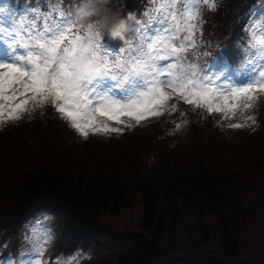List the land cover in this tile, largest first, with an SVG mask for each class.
Masks as SVG:
<instances>
[{
	"label": "trees",
	"instance_id": "obj_1",
	"mask_svg": "<svg viewBox=\"0 0 264 264\" xmlns=\"http://www.w3.org/2000/svg\"><path fill=\"white\" fill-rule=\"evenodd\" d=\"M16 1L17 9L25 5L44 13L59 7L55 0ZM256 1L215 0L214 9L199 6L198 36L205 45L199 51L208 54L199 57L202 63L210 64L226 50L229 64H239L243 15ZM79 2L63 0L64 11L75 14ZM149 7V0H122L115 7L122 16L133 13L134 20L124 41L102 34L108 59L119 55L121 61V50L135 48L138 35L132 25ZM28 109L19 119L0 121V245H5L0 247L1 258L20 252L22 227L30 212L53 206L61 212L56 253H72L109 229L115 232L117 246L86 264H148L158 258H169L173 264L171 258L181 257L191 264L264 263L238 256L243 244H264V215L258 207L264 203L263 119L256 137L246 135L247 161L236 167L226 156L232 149V131L217 127L198 107L174 111L183 112L193 130L187 136L191 143L179 146L172 144V135L143 142L127 128L106 139L82 140L76 130L64 129L52 105L33 102ZM123 211L136 212L129 228L113 223ZM193 228L205 235L202 249L175 250L176 236L189 239ZM216 234L221 244L212 248Z\"/></svg>",
	"mask_w": 264,
	"mask_h": 264
},
{
	"label": "snow or ice",
	"instance_id": "obj_2",
	"mask_svg": "<svg viewBox=\"0 0 264 264\" xmlns=\"http://www.w3.org/2000/svg\"><path fill=\"white\" fill-rule=\"evenodd\" d=\"M55 3L59 7H49L48 13L33 7L21 11L9 2L0 4V41L7 47V55L0 58V121L19 119L29 110V103H47L88 137L123 132L122 127L109 122L129 126L128 121L139 124L160 116L173 97L229 117L253 107L258 95L264 93V35L256 40L264 33V4L244 29L249 33L251 55L240 71L232 73L223 54L226 50L211 64L199 59L208 55L199 51L205 46L198 42L202 26L199 6L214 9L215 0H169V11L148 25L136 48L127 53L121 50L120 55L127 56L121 61L108 59L110 53L102 44L99 29L79 24L74 13L64 11L63 0ZM145 15L152 13L146 11ZM254 26L259 27V33ZM83 56L95 61L93 73L77 69ZM113 64L120 75L110 67ZM245 119L255 122L254 116ZM25 239L32 240V248L22 251L19 260L9 256L0 259V264H47L43 257L50 232L34 228L32 236ZM79 256L57 258L54 264H77Z\"/></svg>",
	"mask_w": 264,
	"mask_h": 264
},
{
	"label": "rangeland",
	"instance_id": "obj_3",
	"mask_svg": "<svg viewBox=\"0 0 264 264\" xmlns=\"http://www.w3.org/2000/svg\"><path fill=\"white\" fill-rule=\"evenodd\" d=\"M11 3V6L16 8V5L18 4L16 0H0V4L3 3ZM173 3H176V0H172ZM122 3V0H113V6L119 7ZM169 4V0H153V2H150L149 0V8H147V12H151L152 15L146 16L145 13H141V17L138 18L135 21V24H133V28H135V34L138 35V41L136 40L134 42V47L136 48L137 45L140 43V35L141 34H147V28L148 25L153 22L157 17L161 15H165L169 11V7L167 6ZM264 4V0H257L253 5L251 6L250 10H248L244 15V29L247 28L250 20L261 11L260 5ZM26 6L20 5L19 10H23ZM145 11V12H146ZM56 21H54L55 23ZM53 23V24H54ZM257 25H259V20H257ZM256 27V26H254ZM256 31L259 33L260 29L259 27H256ZM161 35H164L161 33ZM264 35V33H261L260 35L256 36V40L258 41L260 39V36ZM249 33L245 31V35L243 37L244 42L241 45V57L239 58V64L237 66H230L229 71L232 73H236L241 70V65L245 60L249 58L251 55V52L249 51V40H248ZM199 43L202 44L200 38ZM7 55V47L5 44L0 41V58H4ZM238 55V54H237ZM236 55V56H237ZM121 56V60H122ZM110 61H120L119 55H116V58L109 59ZM213 62V60H212ZM211 62V63H212ZM210 63V64H211ZM110 67L113 68V71L115 74L120 75V70L115 68V65H110ZM30 95V94H29ZM32 103H29L28 106H31ZM183 107L187 109H194L197 108L195 105H190L186 103L182 98L173 97L169 101H167L166 105L161 109L162 115L157 117H152L150 119L144 120L139 124H136L134 121H128L129 126L124 125H118L112 122L111 126L113 127H122L123 129H131V133L138 136L140 140L143 142H148L151 138V140L158 139V142L163 140L162 137H166V135H172V144L173 145H182L186 143H191L192 139L188 140V137L190 136V131H193L187 127L188 122L187 119L184 117L183 112H178L177 115H175L174 111L177 110V107ZM181 110V109H180ZM203 112L206 110L201 108ZM59 117H61L62 122L65 123L66 130H69L71 127L70 122H68L66 119L62 118V115L57 112ZM263 114V115H262ZM207 115V111H206ZM209 118H211V121L217 126V127H226L228 130H231L232 133L230 134V137L228 139H231L230 142H232V149L229 151V153L226 155L229 159H232L234 162L231 163V165H235L236 167H240V164H244L247 160L243 158V155L247 152V148L244 145V140L246 138V135H251L253 137H256V134L260 132L262 127L261 119L264 120V93H260L258 95V99L254 101L253 107L247 109V110H237L235 116H229L226 117L223 113H208ZM247 116H254L255 122L253 123L251 120H246L245 117ZM262 116V117H261ZM234 123H240L244 126L236 128V127H230V124ZM179 125V126H178ZM73 129V128H72ZM75 130V129H74ZM78 132V131H76ZM187 133V134H186ZM109 134H119L114 132H108V133H99V134H90L89 136H92L95 139H106ZM79 138L84 140L86 137L82 136L78 132ZM210 136V135H209ZM197 142V141H196ZM175 150V149H173ZM240 150V151H239ZM238 151L241 153V155L238 154ZM242 171V170H241ZM264 185V182L262 183ZM264 189V188H263ZM262 189V191H263ZM254 202V201H253ZM258 207H260L261 213L264 215V203H259ZM124 215L123 217H118L113 219V223L118 224L119 226H123L126 228L131 227V223L134 221L133 218L136 214L131 213L128 214L126 211H123ZM61 215L60 210L53 206H38L34 208L28 217L26 218L21 232V240H22V247L20 252L17 256H11L13 259L19 260L20 259V253L22 251H27L32 248L33 242L32 240L25 239V237L32 236V232L34 228H40L46 229L51 234V240L46 246V250L44 252L43 259L47 261V264H54V262L57 260V258H63L66 259L70 256H75L76 253H79L80 256L78 258L77 264H86L88 261L95 259L98 255L104 254L108 249H114L117 246L118 241L115 237V232L113 229H109L105 232V234H100L97 237H95L86 248L82 247V244H79L77 247L73 249L72 253H56L57 252V243L61 239L59 228L56 225V220ZM193 222L197 223L195 219L193 218ZM253 231L257 228V223L254 224ZM193 237L189 238L190 236L186 235H177L174 241L175 243V250L182 251L185 250V248L192 247V249L197 248L196 250H201L205 243V235H199L201 234L202 229L195 230L193 228ZM212 235V233H209ZM183 242V243H182ZM182 244V246H181ZM220 238L219 235L216 234L214 238L211 239V245L212 248L215 246H219ZM184 248V249H183ZM240 253H238V256L241 259H250L257 263H262L264 261V244L261 245H255L253 243H246L245 245L240 247ZM7 257H0V259H7ZM185 258V260H184ZM173 260V264H191L189 260H187V257H181V258H171ZM171 264L169 258H162V259H156L155 261L150 260L148 264ZM264 264V263H263Z\"/></svg>",
	"mask_w": 264,
	"mask_h": 264
},
{
	"label": "clouds",
	"instance_id": "obj_4",
	"mask_svg": "<svg viewBox=\"0 0 264 264\" xmlns=\"http://www.w3.org/2000/svg\"><path fill=\"white\" fill-rule=\"evenodd\" d=\"M75 14L85 28L99 29L103 35L121 41L126 39L131 27L130 21L134 20L133 13L122 16L113 6V0H80ZM77 69L84 74L93 73L96 70L95 61L90 56L80 57Z\"/></svg>",
	"mask_w": 264,
	"mask_h": 264
}]
</instances>
